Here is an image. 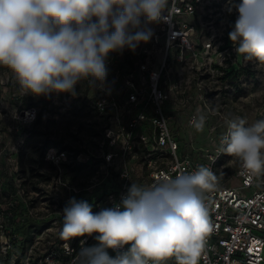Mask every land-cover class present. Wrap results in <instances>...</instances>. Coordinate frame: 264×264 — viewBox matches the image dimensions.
<instances>
[{
    "label": "built area",
    "instance_id": "obj_1",
    "mask_svg": "<svg viewBox=\"0 0 264 264\" xmlns=\"http://www.w3.org/2000/svg\"><path fill=\"white\" fill-rule=\"evenodd\" d=\"M226 4L169 0L170 22L151 25L148 43L109 54L103 89L85 81L75 97L51 93L40 107L36 96L20 95L10 71L0 67V88L17 89L12 95L23 102L25 120L42 124L40 150L55 166V193L43 196L38 240L19 230L5 234L8 223L0 222V264H70L84 239L59 238L70 198L98 212L118 203L131 183L151 185L199 165L218 176L216 189L206 193L213 225L209 264H264V174L241 175L239 161L220 144L226 114L264 119V64L237 55L229 32L238 13L229 14ZM198 108L206 116L199 133L207 145L195 147L190 121ZM5 213L7 222L15 215ZM164 264H176L175 258Z\"/></svg>",
    "mask_w": 264,
    "mask_h": 264
},
{
    "label": "clouds",
    "instance_id": "obj_2",
    "mask_svg": "<svg viewBox=\"0 0 264 264\" xmlns=\"http://www.w3.org/2000/svg\"><path fill=\"white\" fill-rule=\"evenodd\" d=\"M168 5L169 0H0V67L10 71L22 96L75 97L77 84L85 81L103 89L109 54L135 52L148 43L151 25L170 22ZM226 11L238 13L229 32L237 55L264 64V0H227ZM224 120L222 151L239 161L241 175L264 174V119L246 126L245 118L228 113ZM205 122L198 108L190 124L203 131ZM217 184L212 168L199 165L151 185L131 183L118 203L98 212L70 198L59 238H84L70 264H164L173 257L176 264H209L213 225L206 193ZM88 237L96 243L87 244Z\"/></svg>",
    "mask_w": 264,
    "mask_h": 264
},
{
    "label": "rangeland",
    "instance_id": "obj_3",
    "mask_svg": "<svg viewBox=\"0 0 264 264\" xmlns=\"http://www.w3.org/2000/svg\"><path fill=\"white\" fill-rule=\"evenodd\" d=\"M16 91L17 89L12 87L0 88V194L8 193V196L2 195L0 201L5 200L6 197L17 199L28 209L29 214L25 217L14 215L7 222V214L2 212L0 213V222L8 223V229L4 231L5 234H9V229H11L14 234L18 235V228L24 219L31 220L23 237L26 240L37 241L39 232L44 227L40 220L43 196L55 193V166L44 158L43 160L39 158L43 126L40 122H33L30 125L25 120L24 113H20L23 111V102L21 103L14 97L17 94L12 95ZM34 98H36V106L40 107L44 98L42 96ZM256 120L259 118L252 114V117L247 120V125ZM49 124L54 130L55 122H49ZM194 132L196 134L194 146L207 145L205 136L197 130ZM28 135L27 141H24ZM185 140L188 141V137H185ZM11 180L12 182H10ZM0 207V210H3L6 204L1 202ZM0 234H2L1 231Z\"/></svg>",
    "mask_w": 264,
    "mask_h": 264
},
{
    "label": "trees",
    "instance_id": "obj_4",
    "mask_svg": "<svg viewBox=\"0 0 264 264\" xmlns=\"http://www.w3.org/2000/svg\"><path fill=\"white\" fill-rule=\"evenodd\" d=\"M24 105H26V104H24ZM36 123H39V120H36L35 121ZM27 131H30V130H27ZM28 137H29V135L28 136H26V138L24 139V141L26 140L27 141V139H28ZM38 156H39V158L41 159V160H43V157H44V150H40L39 152H38ZM10 182H12V180L10 181ZM9 182V183H10ZM34 189H37V188H34ZM11 190H13V189H11ZM4 194H0V197H2V195H6V196H8V193H6V192H3ZM11 194V193H10ZM2 200V199H1ZM1 202H3V203H5L6 204V207L5 208H3V210H0L1 212H12L13 214H15V215H22L23 214V212L26 210V207L25 206H23V204H22V202H20V201H18L17 199H11V201H9V198H7L6 197V199L5 200H3V201H0V203ZM1 208V207H0ZM31 224V220H25V221H23L22 222V225L20 226V228H18V230H19V232L20 233H22L23 235H25L26 234V232H27V230H28V227H29V225Z\"/></svg>",
    "mask_w": 264,
    "mask_h": 264
}]
</instances>
